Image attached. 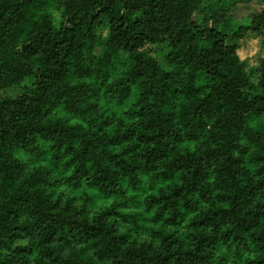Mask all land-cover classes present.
Returning a JSON list of instances; mask_svg holds the SVG:
<instances>
[{"label": "trees", "instance_id": "1", "mask_svg": "<svg viewBox=\"0 0 264 264\" xmlns=\"http://www.w3.org/2000/svg\"><path fill=\"white\" fill-rule=\"evenodd\" d=\"M203 3L0 0V264H264V8Z\"/></svg>", "mask_w": 264, "mask_h": 264}, {"label": "rangeland", "instance_id": "2", "mask_svg": "<svg viewBox=\"0 0 264 264\" xmlns=\"http://www.w3.org/2000/svg\"><path fill=\"white\" fill-rule=\"evenodd\" d=\"M227 12V18H230V22L236 26L248 25L251 19V15L258 11H261L264 6L261 4L260 0H204L202 10L194 15L196 20L201 19V17L210 16L215 12L225 10ZM101 38H105L107 32L100 30L97 32ZM237 54L239 58L245 64V70L247 76L252 82H256L258 72L257 68L260 63L264 61V35L258 36H244L237 42ZM162 59L161 57L159 58ZM17 90L9 92V95L16 94ZM102 105H105L109 109H114L116 106L114 101L100 100ZM16 157L22 161L26 166H32L34 163V158L24 152L23 150H18L16 152ZM112 203V198H100L98 199L97 205L94 206V210L98 209L99 206H109ZM127 207V206H125ZM130 209H135L136 207L131 206ZM140 212V210H138ZM139 215L143 218H137V222L142 223L139 228V237L143 240L153 239L151 238V230L157 229L160 225L151 219V216L144 212ZM122 224L127 225L122 222ZM151 228V229H150Z\"/></svg>", "mask_w": 264, "mask_h": 264}]
</instances>
